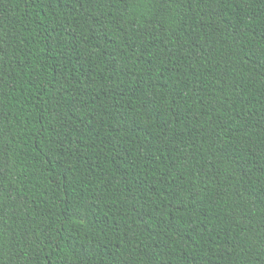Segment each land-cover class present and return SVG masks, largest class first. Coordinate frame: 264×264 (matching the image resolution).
Listing matches in <instances>:
<instances>
[{
	"label": "trees",
	"instance_id": "trees-1",
	"mask_svg": "<svg viewBox=\"0 0 264 264\" xmlns=\"http://www.w3.org/2000/svg\"><path fill=\"white\" fill-rule=\"evenodd\" d=\"M0 264H264V0H0Z\"/></svg>",
	"mask_w": 264,
	"mask_h": 264
}]
</instances>
